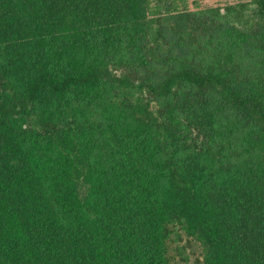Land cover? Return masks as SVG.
I'll list each match as a JSON object with an SVG mask.
<instances>
[{"label": "trees", "instance_id": "trees-1", "mask_svg": "<svg viewBox=\"0 0 264 264\" xmlns=\"http://www.w3.org/2000/svg\"><path fill=\"white\" fill-rule=\"evenodd\" d=\"M248 3L217 60L152 61L149 0H0V264H170L176 225L204 264H264V0L225 10Z\"/></svg>", "mask_w": 264, "mask_h": 264}, {"label": "rangeland", "instance_id": "rangeland-1", "mask_svg": "<svg viewBox=\"0 0 264 264\" xmlns=\"http://www.w3.org/2000/svg\"><path fill=\"white\" fill-rule=\"evenodd\" d=\"M242 1L149 0L148 16L152 18L151 20L161 19L160 23L164 33L158 45L153 40L147 42L148 46L155 48L151 49L149 53V56H152V61L155 55L168 58L179 54L177 43L182 45L185 54L193 53L201 60H217V47L222 41V29L232 24L240 30H249L258 18L255 16V5L253 3H248L247 8L243 11L244 17L241 20H235L234 16L226 14V6ZM155 26L156 24H153V28ZM157 47H160V53H157ZM244 47L246 48L242 50L243 55L240 54L242 56L241 64L255 70L254 60L248 52L251 45ZM135 66L136 60L130 66L127 65L114 70L117 74L123 71L126 72L136 83L144 77L153 75L151 70L145 71L144 68H135ZM142 95L150 101L154 100L146 92ZM175 230L176 232L171 234L168 241L170 264H204L203 248L200 242L178 225L175 226Z\"/></svg>", "mask_w": 264, "mask_h": 264}]
</instances>
